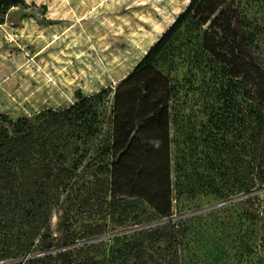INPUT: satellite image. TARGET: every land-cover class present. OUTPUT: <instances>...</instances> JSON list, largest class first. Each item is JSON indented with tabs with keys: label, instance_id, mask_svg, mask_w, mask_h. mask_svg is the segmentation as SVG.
<instances>
[{
	"label": "rangeland",
	"instance_id": "374dc122",
	"mask_svg": "<svg viewBox=\"0 0 264 264\" xmlns=\"http://www.w3.org/2000/svg\"><path fill=\"white\" fill-rule=\"evenodd\" d=\"M190 1L25 0L0 24V110L17 119L66 108L80 93L110 92L96 103L102 132L88 154L95 165L109 159L110 171L82 173L55 196L48 218L54 235L59 225L84 232L106 224L104 234L89 241L165 227L168 235L155 243L161 264H264V184L219 194L237 183L235 162L226 157L223 165L232 168L224 175L203 152L193 153L206 144L212 102L202 74L192 78L182 59L187 33L170 52L174 69L168 61L137 68ZM231 6L263 26L264 54V0ZM74 144L73 150L84 147L80 138ZM178 162L187 169L180 176ZM3 202L4 233L16 245L28 228L30 202L25 207L16 196ZM171 235L178 239L166 248ZM33 249L0 264L23 263Z\"/></svg>",
	"mask_w": 264,
	"mask_h": 264
},
{
	"label": "trees",
	"instance_id": "16d2710c",
	"mask_svg": "<svg viewBox=\"0 0 264 264\" xmlns=\"http://www.w3.org/2000/svg\"><path fill=\"white\" fill-rule=\"evenodd\" d=\"M233 2L191 0L137 65L141 68L168 61L174 69L170 52L183 32L187 33L182 59L192 78L202 74L204 96L212 102L206 109V144L202 150L197 145L193 153L203 152L218 163L216 171L223 169L224 175L232 166L223 162H235L237 183L220 188L219 194H238L264 184V54L259 50L263 26L242 18L239 7L231 6ZM24 4L25 0H0V24L14 7ZM109 95L107 87L90 95L80 93L79 100L66 108L49 107L17 119L0 110V210L8 197L22 198L25 207L30 202L25 215L28 228L16 245L7 238L0 219V260L31 251L34 246L32 256L20 264H161V247L155 243L168 235L165 227L130 238L89 241L103 235L106 224L92 225L84 232L72 225H59L54 235L48 222L55 196L58 199L72 188L80 174L110 171L109 159L98 165L88 159L92 143L102 132L96 103ZM168 105L166 100L161 109ZM79 138L83 149L70 148ZM177 171L180 176L187 169L178 162ZM177 239L171 235L166 248H173Z\"/></svg>",
	"mask_w": 264,
	"mask_h": 264
}]
</instances>
